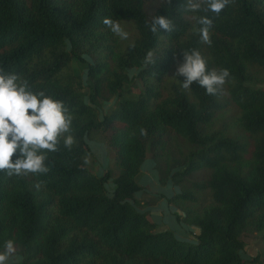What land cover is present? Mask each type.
Segmentation results:
<instances>
[{"label": "trees", "instance_id": "obj_1", "mask_svg": "<svg viewBox=\"0 0 264 264\" xmlns=\"http://www.w3.org/2000/svg\"><path fill=\"white\" fill-rule=\"evenodd\" d=\"M185 2L0 0V68L63 101L74 117L75 143L48 153L46 174L0 172V251L12 240L16 264H259V255L243 256L241 236L251 227L264 241V86L250 72L264 70V0H232L219 15L187 12ZM158 14L173 31H150ZM204 15L213 21L210 45L194 31V17ZM105 17L131 22L136 35L125 45ZM193 49L209 71H229L217 94L182 87L177 68ZM149 51L153 63L145 62ZM73 60L87 65L86 81ZM134 79L133 90L126 84ZM107 96L115 102L102 112L98 99ZM230 104L235 120L205 130ZM95 131L114 154V177L90 168ZM174 135L188 145L177 160L168 154ZM162 157L160 179L178 191L161 198L177 221L196 227L193 239L157 228L141 210L150 201L136 199L142 166Z\"/></svg>", "mask_w": 264, "mask_h": 264}, {"label": "clouds", "instance_id": "obj_2", "mask_svg": "<svg viewBox=\"0 0 264 264\" xmlns=\"http://www.w3.org/2000/svg\"><path fill=\"white\" fill-rule=\"evenodd\" d=\"M232 0H186L181 7L187 12H212L219 15ZM171 4V0H165ZM199 27L194 31L201 42L211 44L210 30L213 21L207 16L194 17ZM103 24L121 39H128L129 33L121 22L105 17ZM174 30L171 19L155 15L151 19L150 31L156 33ZM153 52L149 51L145 62L153 63ZM177 75L183 76L184 89L198 83L209 95H215L225 85L230 73L227 69H207V61L199 50L183 51V63L177 68ZM30 110V111H29ZM73 115L64 102L54 99L44 91L33 90L18 74L0 68V172L8 176L46 174L48 153L59 151L61 141L71 148L75 143L72 135ZM146 135V130L141 129ZM15 155V159H13ZM39 187V185H37ZM16 249L12 240H7L0 251V264H6Z\"/></svg>", "mask_w": 264, "mask_h": 264}, {"label": "rangeland", "instance_id": "obj_3", "mask_svg": "<svg viewBox=\"0 0 264 264\" xmlns=\"http://www.w3.org/2000/svg\"><path fill=\"white\" fill-rule=\"evenodd\" d=\"M148 1H150L151 4H153L156 0H148ZM121 25L124 28V30L129 33L128 39L120 38L122 43L126 45L136 35V30L131 22H123L121 23ZM71 64L75 72L81 75L83 81H86L87 65L84 63H79L74 60L71 62ZM250 72L253 78L252 82L256 83L257 85L264 86V70H261L257 67H251ZM131 73L134 74L135 70H132ZM126 85L127 87H131L134 90L136 89V87L140 86V80L134 79L132 82H129ZM98 102L100 104L101 111L107 112L114 105L115 98L113 96H107L105 97V99H98ZM237 113H238V109L233 104H230L224 110L217 113L216 117L213 119L211 124L208 125V128H205V130L212 131L221 127V125L226 121L229 122L234 121L235 120L234 116ZM234 127L238 129L236 126ZM87 142L95 155V160L93 162V165L90 166L91 170L96 174H102L104 170H110L112 177L116 176L120 172V169L115 164L114 154L112 151H109V149L107 148L101 133L99 131L93 132L91 136L87 138ZM171 144L172 147L170 146L168 154L172 159L175 160L179 159L180 148L181 149L188 148L186 142L177 135H174ZM147 155L148 157L150 156L149 151L147 152ZM158 161L159 163L148 158L146 163L142 166L141 172L138 176L140 183L142 182L141 183L142 190L136 194V199L141 201H150L149 203L152 205L157 203V201L161 199V195L169 194V192H171L172 187L174 186L170 180H165L164 182L161 181L160 179L161 175L158 165H160L164 170V158L162 157ZM203 175H204L203 173L198 172L193 175V178L194 177L200 178ZM106 186L107 189L111 191L113 186L112 181L110 180ZM142 207L143 206H140L139 208ZM149 216L153 220L150 214ZM174 221L176 223L175 217H174ZM156 227L168 228V226H166L165 224H161V225L156 224ZM241 239L244 244L243 256L247 258H251L252 256L259 255V257H261L262 259L264 258V241L261 239L259 233H257L251 227H248L247 229L244 230ZM20 260H21V256L18 255L17 253H14L6 262V264H16Z\"/></svg>", "mask_w": 264, "mask_h": 264}, {"label": "crops", "instance_id": "obj_4", "mask_svg": "<svg viewBox=\"0 0 264 264\" xmlns=\"http://www.w3.org/2000/svg\"><path fill=\"white\" fill-rule=\"evenodd\" d=\"M141 183L139 181L140 185ZM172 189L171 192H169V194H166L165 196H170L178 191L177 187L175 186H173ZM142 210L148 211V213L152 216L155 224L157 225L165 224L180 239H193L192 235L194 236V234L197 233V229L194 226L183 224L182 222L177 221L176 218H175L176 220L175 223L174 212L177 210L173 205L169 204L165 198H161L159 201H157V203L153 205L152 204L147 205ZM263 262H264V258L262 259L260 257L259 264H264Z\"/></svg>", "mask_w": 264, "mask_h": 264}]
</instances>
